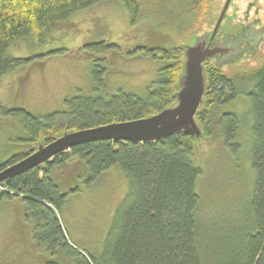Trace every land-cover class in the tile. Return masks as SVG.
<instances>
[{
  "label": "trees",
  "instance_id": "obj_1",
  "mask_svg": "<svg viewBox=\"0 0 264 264\" xmlns=\"http://www.w3.org/2000/svg\"><path fill=\"white\" fill-rule=\"evenodd\" d=\"M107 1L110 0H0V81L32 60L11 57L12 47L30 37L42 42L79 11ZM119 1L129 12L132 24L146 14L150 16L147 11L152 3L182 11L191 8L190 32L194 38L175 34L177 40L172 48L142 46L127 53L105 42L85 46V50L97 55H136L170 64L161 70L157 89L145 98L122 91L112 97L77 96L66 100L67 111L45 117L0 106V116L18 118L33 144L29 152L0 165V171L26 158L40 143L48 144L66 132L148 118L175 105L184 74V46L195 43L200 35L194 34L206 24V17L210 24L216 20L224 0ZM239 1L233 0L231 8H237ZM246 27L247 24L226 23L217 39L230 42L237 36L242 38ZM250 58L245 53L238 57ZM211 60L215 59L204 63L207 87L196 119L205 137L221 138L235 158L246 138L253 192L245 211H202L197 183L203 170L196 160L197 140L192 136L177 133L144 144H84L11 179L7 191L0 195V204L13 199L25 202L32 249L44 257V264H264V64L228 77L222 71L228 64L215 60L214 65ZM98 64L94 75L102 82L106 69ZM241 97L246 99L245 115L224 111ZM241 129L248 132L246 137ZM71 162L83 164L89 184L112 168H119L129 180V195L116 214L106 247L99 256L77 249L62 225L60 211L67 194L61 192L54 172Z\"/></svg>",
  "mask_w": 264,
  "mask_h": 264
},
{
  "label": "rangeland",
  "instance_id": "obj_2",
  "mask_svg": "<svg viewBox=\"0 0 264 264\" xmlns=\"http://www.w3.org/2000/svg\"><path fill=\"white\" fill-rule=\"evenodd\" d=\"M225 2L221 3L216 20L210 24L206 17V24L200 27L199 32L197 29L195 36L203 32L210 34ZM231 6L222 27L226 23L231 25V21L236 26L247 24L245 30L251 28V34L256 38L255 50L246 60L238 59L241 38L237 36L230 42L222 38L221 41L226 43L220 45L234 50L219 62L217 60L218 64H228L222 70L228 77L264 64V0H240L237 8L232 9ZM148 8L150 16L146 14L137 24H132L121 1L102 2L76 13L63 28L42 42L37 37L21 41L10 49L9 55L32 60L1 79L0 106L45 117L67 111L66 100L77 96L112 97L122 91L145 98L150 91L157 89L161 70L170 62L119 53V56L117 53L97 55L85 50V46L105 42L117 45L127 53L142 46L172 48L177 40L175 34L185 39L193 37V32H190L191 8L186 7L182 11L157 3L150 4ZM62 50L65 52L61 53ZM215 60H211L214 65ZM96 63L106 69L102 82L97 81L94 75ZM245 100L239 98L224 111L245 115ZM240 132L245 137L248 135L245 129ZM29 137L30 133L18 118L0 116V165L29 152L33 147ZM245 139L237 158L227 150L221 138L210 136L197 140L196 160L203 170L197 183L202 211L213 213L218 208L245 211L253 192V174ZM54 176L61 192L67 194L60 211L67 237L77 249L99 256L106 247L116 214L129 195L128 178L119 168H112L89 184L83 164L76 162L58 168ZM25 210L26 204L22 199L0 204V264L45 262L44 257L32 249V228L26 222Z\"/></svg>",
  "mask_w": 264,
  "mask_h": 264
},
{
  "label": "water",
  "instance_id": "obj_3",
  "mask_svg": "<svg viewBox=\"0 0 264 264\" xmlns=\"http://www.w3.org/2000/svg\"><path fill=\"white\" fill-rule=\"evenodd\" d=\"M231 3L232 0H226L210 34L200 35L193 45L184 46V74L174 106L148 118L70 131L48 144L40 143L26 158L0 171V195L7 191L11 179L45 165L60 153L84 144L101 141L144 144L162 141L177 133L192 136L196 140L204 138V132L196 119L204 104L207 87L204 63L208 59L220 61L234 52L222 45H215Z\"/></svg>",
  "mask_w": 264,
  "mask_h": 264
},
{
  "label": "flooded vegetation",
  "instance_id": "obj_4",
  "mask_svg": "<svg viewBox=\"0 0 264 264\" xmlns=\"http://www.w3.org/2000/svg\"><path fill=\"white\" fill-rule=\"evenodd\" d=\"M247 16H249L248 14H247ZM253 30H251V28H247V31L245 30V31H243V33H242V38H241V40H240V44H242L241 46V52L240 53H242V54H246V55H249L250 57H251V54L254 52V47H255V44H254V42H255V38H256V36L255 35H252L251 34V32H252ZM249 35V37L247 38V36ZM223 36H225V35H223ZM244 36H245V38H244ZM218 37V36H217ZM222 40V38H220L219 40L217 39L216 40V43H215V45H220L221 43H226V42H223V41H221ZM243 51V52H242ZM239 56V55H238ZM238 60V59H237ZM219 61V60H218Z\"/></svg>",
  "mask_w": 264,
  "mask_h": 264
}]
</instances>
